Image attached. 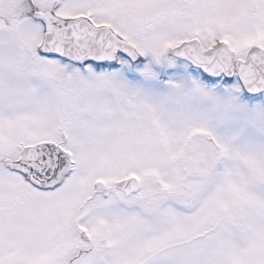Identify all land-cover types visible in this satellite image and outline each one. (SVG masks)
Segmentation results:
<instances>
[{
    "label": "snow or ice",
    "instance_id": "6c2138e0",
    "mask_svg": "<svg viewBox=\"0 0 264 264\" xmlns=\"http://www.w3.org/2000/svg\"><path fill=\"white\" fill-rule=\"evenodd\" d=\"M0 264H264V0H0Z\"/></svg>",
    "mask_w": 264,
    "mask_h": 264
}]
</instances>
